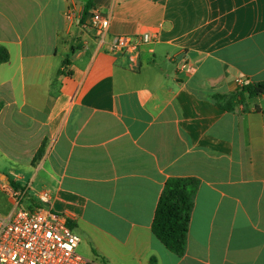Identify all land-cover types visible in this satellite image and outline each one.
<instances>
[{
    "label": "crops",
    "instance_id": "obj_1",
    "mask_svg": "<svg viewBox=\"0 0 264 264\" xmlns=\"http://www.w3.org/2000/svg\"><path fill=\"white\" fill-rule=\"evenodd\" d=\"M0 46L1 215L44 190L88 263L264 264V96L214 99L264 81V0H0ZM170 178L199 181L183 256L152 232Z\"/></svg>",
    "mask_w": 264,
    "mask_h": 264
},
{
    "label": "built area",
    "instance_id": "obj_2",
    "mask_svg": "<svg viewBox=\"0 0 264 264\" xmlns=\"http://www.w3.org/2000/svg\"><path fill=\"white\" fill-rule=\"evenodd\" d=\"M82 14L83 10L79 17ZM67 17L70 19L72 13ZM90 22L100 40H108L111 17L94 9ZM151 42L149 34L137 38L117 36L109 46L113 52L134 54L141 45ZM236 82L245 85L241 79ZM1 188L12 199L13 209L7 216L0 214V264H88L78 252L80 238L68 225L67 217L43 206L50 203L48 191L38 194L41 207L25 209L21 204L27 190H17L11 184H2Z\"/></svg>",
    "mask_w": 264,
    "mask_h": 264
},
{
    "label": "trees",
    "instance_id": "obj_3",
    "mask_svg": "<svg viewBox=\"0 0 264 264\" xmlns=\"http://www.w3.org/2000/svg\"><path fill=\"white\" fill-rule=\"evenodd\" d=\"M8 50L0 46V64L8 62ZM264 96V81L249 82L227 95H214L217 105L234 111L245 104L246 97ZM199 181L194 178H170L159 199L152 224L154 236L171 252L183 256L187 248L188 231ZM152 258L150 264H156ZM91 264V263H88Z\"/></svg>",
    "mask_w": 264,
    "mask_h": 264
},
{
    "label": "rangeland",
    "instance_id": "obj_4",
    "mask_svg": "<svg viewBox=\"0 0 264 264\" xmlns=\"http://www.w3.org/2000/svg\"><path fill=\"white\" fill-rule=\"evenodd\" d=\"M32 194H39L40 193V191H38V190H35L34 192H31ZM1 198H2V200H1ZM25 202L23 201V204H24ZM0 205H1V209L0 210H3L4 212H6L7 210H9L10 209V204H9V202L7 201V199H6V197H0Z\"/></svg>",
    "mask_w": 264,
    "mask_h": 264
}]
</instances>
